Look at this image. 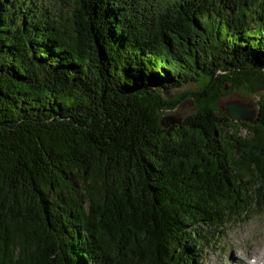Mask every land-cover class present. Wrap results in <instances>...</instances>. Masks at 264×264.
<instances>
[{
  "label": "trees",
  "instance_id": "1",
  "mask_svg": "<svg viewBox=\"0 0 264 264\" xmlns=\"http://www.w3.org/2000/svg\"><path fill=\"white\" fill-rule=\"evenodd\" d=\"M263 213L264 0H0V264H201Z\"/></svg>",
  "mask_w": 264,
  "mask_h": 264
},
{
  "label": "rangeland",
  "instance_id": "2",
  "mask_svg": "<svg viewBox=\"0 0 264 264\" xmlns=\"http://www.w3.org/2000/svg\"><path fill=\"white\" fill-rule=\"evenodd\" d=\"M195 86H186L180 90L166 92L167 98H173L183 91L195 90ZM258 96H250L245 91H235L226 96L219 104L220 115L225 116V104L242 102L256 108ZM257 109V108H256ZM195 112L194 101L189 99L174 111L165 112V117L184 119ZM244 217V216H242ZM233 222L218 236L214 248L207 250L201 264H246L264 252V213L253 214L246 219ZM244 261V262H243Z\"/></svg>",
  "mask_w": 264,
  "mask_h": 264
},
{
  "label": "water",
  "instance_id": "3",
  "mask_svg": "<svg viewBox=\"0 0 264 264\" xmlns=\"http://www.w3.org/2000/svg\"><path fill=\"white\" fill-rule=\"evenodd\" d=\"M224 109L227 116L234 121L250 122L257 117L254 107L242 102H229Z\"/></svg>",
  "mask_w": 264,
  "mask_h": 264
},
{
  "label": "bare ground",
  "instance_id": "4",
  "mask_svg": "<svg viewBox=\"0 0 264 264\" xmlns=\"http://www.w3.org/2000/svg\"><path fill=\"white\" fill-rule=\"evenodd\" d=\"M244 262V261H243ZM257 264L263 263L264 264V252L261 253L259 256H257V260H256ZM250 264V263H247ZM255 264V263H254Z\"/></svg>",
  "mask_w": 264,
  "mask_h": 264
}]
</instances>
